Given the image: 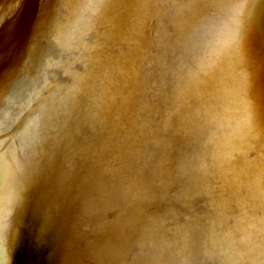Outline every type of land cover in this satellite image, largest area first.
I'll list each match as a JSON object with an SVG mask.
<instances>
[{"label": "snow or ice", "instance_id": "snow-or-ice-1", "mask_svg": "<svg viewBox=\"0 0 264 264\" xmlns=\"http://www.w3.org/2000/svg\"><path fill=\"white\" fill-rule=\"evenodd\" d=\"M176 2L99 0L102 15L122 8L92 75L63 96L58 150L34 176L39 183L46 175L57 196L78 192L114 205L117 219L97 250L105 261L179 264L214 252L223 216L239 214L233 205L264 225V45L258 58L248 47L257 19L264 33V0H231L238 30L226 45L201 31L217 0H183L185 14L163 43L130 26L138 14ZM53 4L40 0L33 42L51 26ZM12 39L0 28V96L11 84L3 63ZM17 203L2 228L8 264L21 222ZM257 248L264 257V236Z\"/></svg>", "mask_w": 264, "mask_h": 264}, {"label": "water", "instance_id": "water-1", "mask_svg": "<svg viewBox=\"0 0 264 264\" xmlns=\"http://www.w3.org/2000/svg\"><path fill=\"white\" fill-rule=\"evenodd\" d=\"M99 0H54V18L33 42V28L39 18L40 0H0V28L13 37L5 48L3 71L11 73L6 95L0 96V264H8L7 235L20 198L21 222L12 234V264H135L134 261H105L98 248L107 242L109 224L117 219L114 205L81 197L78 192L57 196L44 173L58 150L65 118H58L60 102L73 82L92 75L102 46H106L122 5L115 4L103 14ZM183 0L162 12L138 14L130 21L133 29H147L158 42L167 40L173 26L185 14ZM231 0H217L210 8L202 34L219 38L221 45L236 34ZM264 33L257 19L249 40L250 51L258 58ZM231 67V59L226 60ZM102 80L103 77H100ZM96 83V81H94ZM47 113V120L42 118ZM180 193L177 192L179 199ZM238 215L225 214L217 226L215 251L199 258L182 259L179 264H261L260 237L264 225L233 205ZM264 213V209H261ZM240 216L247 222L238 224ZM48 220L46 229L42 220ZM239 229L244 235L236 234Z\"/></svg>", "mask_w": 264, "mask_h": 264}]
</instances>
